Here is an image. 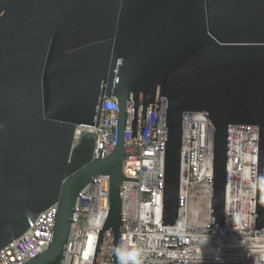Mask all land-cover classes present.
<instances>
[{
  "label": "water",
  "instance_id": "water-1",
  "mask_svg": "<svg viewBox=\"0 0 264 264\" xmlns=\"http://www.w3.org/2000/svg\"><path fill=\"white\" fill-rule=\"evenodd\" d=\"M118 106L116 146L98 150L104 99ZM162 110V227H177L183 117L212 127L210 228L224 229L228 130L258 137L256 230H264V0H0V251L48 208V249L24 264H64L77 196L109 179L99 240L120 257L124 131Z\"/></svg>",
  "mask_w": 264,
  "mask_h": 264
},
{
  "label": "built area",
  "instance_id": "built-area-1",
  "mask_svg": "<svg viewBox=\"0 0 264 264\" xmlns=\"http://www.w3.org/2000/svg\"><path fill=\"white\" fill-rule=\"evenodd\" d=\"M124 131L122 227L117 264H264V230H256L258 137L252 126L228 130L224 229L210 228L212 127L203 113L183 117L177 227H162L164 129L162 110L148 109L136 140L132 110ZM118 106L104 99L94 157L116 146ZM109 179L95 177L77 196L64 264H111L113 237L99 240L108 213ZM57 209L45 210L19 239L0 251V264H24L52 241Z\"/></svg>",
  "mask_w": 264,
  "mask_h": 264
}]
</instances>
